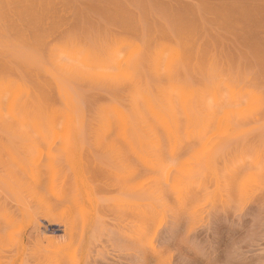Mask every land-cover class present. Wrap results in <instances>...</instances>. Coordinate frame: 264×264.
I'll return each instance as SVG.
<instances>
[{"label":"rangeland","instance_id":"rangeland-1","mask_svg":"<svg viewBox=\"0 0 264 264\" xmlns=\"http://www.w3.org/2000/svg\"><path fill=\"white\" fill-rule=\"evenodd\" d=\"M7 80L86 127L0 122V264H264V0H0Z\"/></svg>","mask_w":264,"mask_h":264},{"label":"bare ground","instance_id":"bare-ground-1","mask_svg":"<svg viewBox=\"0 0 264 264\" xmlns=\"http://www.w3.org/2000/svg\"><path fill=\"white\" fill-rule=\"evenodd\" d=\"M125 40V39H124ZM146 40V39H145ZM147 42V41H146ZM149 43V42H148ZM130 44V43H129ZM128 44V46L130 47V45ZM133 44V43H132ZM144 44V43H143ZM153 44V43H152ZM151 44V45H152ZM124 46H125V43L123 44ZM155 45V44H154ZM167 45V44H166ZM126 46H127V44H126ZM128 46H127V48H128ZM137 46V45H136ZM142 46V45H141ZM144 46H145V44H144ZM144 46H142V48L144 47ZM120 47V46H119ZM118 47V48H119ZM138 47L139 46H137L136 48L138 49ZM170 47V46H169ZM169 47H168V49H169ZM92 48V47H91ZM118 48H116V49H118ZM132 47H130V49H131ZM146 48V47H145ZM130 49L128 48L127 49V52H129L128 54H127V52H125L124 54L122 53V56L120 55V57H118V60L121 58V60H119V62H118V60H117V67H118V69H117V71H119V69L121 70L123 67V65H125V62H126V60L125 59H127L129 56H130V54H132L133 52H131L130 51ZM132 49H134V48H132ZM131 49V50H132ZM139 49H140V47H139ZM144 49V48H143ZM172 49V47H170V49H169V51H171V52H169V54L171 55V54H177V53H179L178 52V50L177 49H175V47H173V51L171 50ZM146 50V49H145ZM147 50H148V48H147ZM132 51H135V50H132ZM177 51V52H176ZM181 51V50H180ZM119 52V51H118ZM131 52V53H130ZM136 52V51H135ZM161 52V51H160ZM174 52V53H173ZM115 53H117V52H115ZM121 53V52H120ZM119 53V54H120ZM183 53V52H182ZM112 54H114V53H112ZM140 54V53H139ZM118 55V54H117ZM123 55H124V57H123ZM136 55H137V52H136ZM177 55H179V54H177ZM185 55V54H184ZM116 56V55H115ZM169 56V55H168ZM83 58V60H84V62L85 63H88V64H92V63H94L95 61H92V60H90L86 55H84V56H82ZM95 57V56H94ZM126 57V58H125ZM171 57H173V56H170V57H168V61H169V58H171ZM137 58H138V56H137ZM125 60V61H124ZM164 60V59H163ZM186 60V59H185ZM166 63V62H165ZM178 63H180V62H178ZM41 65H42V63H41ZM43 66H45V65H43ZM102 66V68H104V69H108V67L106 66V65H100V64H98V65H95V67H101ZM114 66V65H113ZM112 66V67H113ZM126 66V65H125ZM47 67V66H46ZM139 67V66H138ZM48 69V68H47ZM51 69V68H50ZM116 68H114V70H115ZM137 69H139V68H137ZM88 70V68H86V71ZM141 70H143V69H141ZM49 71V70H48ZM70 71H73V68H71L70 69ZM137 71V70H136ZM51 72H53V71H51ZM108 72V71H107ZM139 72V71H138ZM142 72V71H141ZM56 73V72H55ZM82 73V72H81ZM110 73V72H109ZM113 73V72H112ZM117 73V72H116ZM119 73V72H118ZM122 73H123V71H122ZM83 74V73H82ZM105 74V73H104ZM143 74V73H142ZM55 75V74H54ZM57 75V74H56ZM87 75V74H86ZM49 76H51V75H49ZM101 76V75H100ZM102 77V76H101ZM25 78V77H24ZM54 79H56V78H54ZM150 79V78H149ZM57 80V79H56ZM55 80V81H56ZM59 80V79H58ZM60 81V80H59ZM63 81V80H62ZM61 81V82H62ZM147 81V80H146ZM57 82V81H56ZM64 82V81H63ZM95 82V81H94ZM24 83V82H23ZM28 83V82H27ZM65 83H67V82H65ZM58 84H60V83H58ZM62 84V83H61ZM69 84V83H68ZM32 85V84H31ZM58 86V85H57ZM77 86V85H76ZM75 86V87H76ZM82 86V85H81ZM29 87V86H28ZM61 87H63L64 88V86H61ZM70 87V86H69ZM72 87V86H71ZM101 87V86H100ZM79 87H77V89H78ZM122 88V87H121ZM57 89V88H56ZM68 89V88H67ZM73 89V88H72ZM76 89V90H77ZM83 89V88H82ZM101 89V88H100ZM61 90V89H60ZM71 90V89H70ZM92 90H93V88H92ZM104 90V89H103ZM115 90V89H114ZM149 90V89H148ZM31 91V90H30ZM67 91V90H66ZM98 91V90H97ZM101 91V90H100ZM124 91V90H123ZM213 91H215V90H213ZM64 92V91H63ZM70 92V91H69ZM115 92V91H114ZM247 92V91H246ZM35 93V92H34ZM37 93V92H36ZM71 93V92H70ZM72 94V93H71ZM252 94V93H251ZM108 95V94H107ZM188 95V94H187ZM189 95H191V94H189ZM249 95V94H248ZM22 96H24V97H22ZM30 96V95H29ZM34 96V95H33ZM39 96V95H38ZM109 96V95H108ZM184 96H186L185 94H184ZM230 96V95H229ZM244 96V95H243ZM72 97V96H71ZM73 97H74V95H73ZM191 97H193V95H191ZM30 97H28V95H27V93L26 92H24V89L22 88V86H19V84L17 83V82H15L14 80H7L6 82H1L0 83V122L2 123V125H3V127H4V131H5V133L6 134H9V135H14V136H25L26 134L24 133V131H23V129H22V125H24L25 123H26V121H28V122H30L31 124H32V126H33V128H35V130L39 133V135H43V136H52L53 138H54V140L55 139H61V140H63V141H65V140H79V138H80V128L82 127V124L84 123V125H85V122H82V120H84L85 119V117H83L82 116V114H81V116H80V118H82V119H78L77 118V113H75V111H74V107L73 106H70L69 108H68V111L67 112H64L65 114H64V117H62L63 115H59L60 117H62V119L64 118V121H62L61 119H60V121L63 123V125H62V127L60 126L61 124H60V121H59V123H57L58 122V120H57V118L59 119V116L57 115V114H51V115H48V116H46V117H44V118H39L38 116H36L35 114H33V115H31V113H30V110L29 109H31L29 106H28V100L27 99H29ZM199 98V97H198ZM214 98V97H213ZM247 98V97H246ZM250 98V97H249ZM72 99V101H73V98H71ZM78 99V98H77ZM112 99V98H111ZM110 99V100H111ZM186 99V98H185ZM220 99L222 100V98L220 97ZM232 99V98H231ZM240 99V98H239ZM79 100V99H78ZM77 100V101H78ZM76 101V97H74V102ZM76 101V102H77ZM112 101V100H111ZM145 101V100H144ZM200 101V100H199ZM218 101V100H217ZM240 101H242L241 99H240ZM248 101V100H247ZM45 102V101H44ZM80 102V101H79ZM157 102V101H156ZM50 103V102H49ZM117 103V102H116ZM115 103V105H113V106H118V104H116ZM146 103H147V101H146ZM149 103V102H148ZM201 103V102H200ZM220 103H222V102H220ZM240 103V102H239ZM242 103V102H241ZM247 103V102H246ZM245 103V104H246ZM79 104L80 103H78V106H79ZM82 104V103H81ZM80 104V105H81ZM99 104V103H98ZM202 104V103H201ZM206 104V103H205ZM31 105H32V101H31ZM52 105V104H51ZM51 105H48V106H51ZM148 105V104H147ZM223 105V104H222ZM227 105V104H226ZM238 105V104H237ZM56 106H58V105H56ZM77 106V104H76V107H78ZM82 106H84L83 104H82ZM119 106H120V104H119ZM118 106V107H119ZM215 106H216V104H215ZM224 106V105H223ZM229 106V105H228ZM232 106V105H231ZM53 107V106H52ZM97 107V106H96ZM99 107H100V104H99ZM121 107V106H120ZM244 107V106H243ZM242 107V108H243ZM54 108V107H53ZM57 108V107H56ZM114 108L115 107H113V109H112V104H110V106H109V109H111V112L113 113V115H115V113L118 115H123L122 117V119H124V116L125 117H127V119H128V116L127 115H125V113L126 112H122V111H120V113H119V111H117V112H115L114 111ZM124 108V107H123ZM207 108V107H206ZM206 108H205V110H206ZM213 108V107H212ZM228 108V107H227ZM238 108V107H237ZM245 108V107H244ZM51 109V108H50ZM82 109H84V108H82ZM125 109V108H124ZM124 109H122L123 111H126V110H124ZM229 109V108H228ZM52 110V109H51ZM78 110V109H77ZM80 110V109H79ZM118 110V109H117ZM152 110H153V108H152ZM227 110V109H226ZM238 110V109H237ZM101 111V110H100ZM171 111V110H170ZM190 111H191V109H190ZM219 111V110H218ZM217 111V112H218ZM54 112V111H53ZM82 112V111H81ZM86 112V111H85ZM127 112H128V110H127ZM133 112V111H132ZM135 112H137V111H135ZM187 112V111H186ZM192 112V111H191ZM212 112H213V110L211 111V115H212ZM214 112H215V110H214ZM213 112V113H214ZM226 111H224V113H225ZM50 113H52V112H50ZM56 113V112H55ZM58 113V112H57ZM63 113V112H62ZM104 113V112H103ZM111 113V114H112ZM172 113V112H171ZM170 113V114H171ZM192 113H194V112H192ZM210 113V112H209ZM76 116H75V115ZM102 114V113H101ZM127 114V113H126ZM130 114H132V113H129V115ZM135 114V113H134ZM133 114V115H134ZM170 114H168V115H170ZM227 114V113H226ZM87 115V114H86ZM104 115V114H103ZM117 115L115 116L116 118H117ZM137 115H138V113H137ZM184 116L186 115V117L185 118H187L189 121H191L192 119H191V115L189 114V112L188 113H185V114H183ZM196 115V114H195ZM203 115V114H202ZM219 114L217 113L216 115H215V113H214V116H216V118L214 117V119H216V122L215 123H217V122H219L218 121V119H217V116H218ZM222 115V114H221ZM221 115H219L220 117H222ZM58 116V117H57ZM85 116V115H84ZM139 116V115H138ZM194 116V115H193ZM197 116V115H196ZM204 116V115H203ZM213 116V115H212ZM224 116V118H226L225 116L226 115H223ZM112 117V116H111ZM121 116H119V122L121 121L120 118ZM132 117H137V116H132ZM195 117V116H194ZM193 117V118H194ZM229 117V116H228ZM105 118V117H104ZM106 118H108V117H106ZM105 118V119H106ZM169 118V117H168ZM201 119V121H202V119L203 118H201V117H197V119L199 120V122H200V119ZM205 118V117H204ZM212 118V117H211ZM210 118V119H211ZM219 118V117H218ZM223 118V119H224ZM87 119V118H86ZM113 119V118H112ZM127 119H125V120H123L124 121V123H121L120 122V124H122L121 126H116V128L117 127H119V128H128L129 126H131V123H130V120H131V118H130V120L128 121ZM133 119V121L136 119V118H132ZM196 119V118H195ZM208 119V118H207ZM209 119V120H210ZM214 119L212 118V120H210V123L212 122V121H214ZM223 119L221 120V121H223ZM88 120V119H87ZM109 120H111V119H109ZM109 120H108V122H109ZM114 120V119H113ZM165 120V119H164ZM227 120V119H226ZM86 121V120H85ZM132 121V120H131ZM133 121H132V123H133ZM168 121V120H167ZM166 121V122H167ZM192 121H195V120H192ZM191 121V122H192ZM206 120H204V122L203 123H205L206 124V122H205ZM88 122V121H87ZM166 122H163L164 124L166 123ZM191 122H189V123H191ZM198 122V121H197ZM0 123V124H1ZM112 123H113V121H112ZM162 123V124H163ZM168 123V122H167ZM195 123H196V121H195ZM201 123V122H200ZM209 123V124H210ZM221 123H223V122H221ZM60 124V125H59ZM111 124V123H110ZM109 124V125H110ZM136 124H138V122L136 121ZM198 124V123H197ZM220 123H217V128H218V125H219ZM60 126V127H58V129H57V126ZM84 125H83V127H84ZM108 125V126H109ZM114 124H112V125H110L111 127H110V131L109 132H106V131H108V130H106L105 132L106 133H108V134H106L105 133V135H106V137L104 136V132L103 133H101L100 135H102V138H107V135H109V133H111V131L113 130L112 129V127H114L113 126ZM134 125H135V123H134ZM208 125V124H207ZM224 125H226V124H224ZM229 125V124H228ZM239 125H241V124H239ZM133 126V125H132ZM209 126V125H208ZM213 126V127H212ZM215 126L216 125H211V128H213V131L212 132H210L209 134L210 135H212V134H215V132H217L218 133V131H216V130H214V128H215ZM222 126H223V124H222ZM230 126H231V124H230ZM229 126V127H230ZM83 127H82V129H81V131L83 130ZM85 127H86V125H85ZM238 127V126H237ZM115 128V127H114ZM116 128L113 130V132H115V133H117V130H116ZM118 128V129H119ZM123 128V129H124ZM134 129H135V127H133ZM219 128H220V125H219ZM108 129H109V127H108ZM123 129H120V130H123ZM129 129V128H128ZM132 130V131H136V130ZM222 129V128H221ZM234 129V128H233ZM239 129V128H238ZM217 130H219V133L221 132V130L220 129H217ZM215 131V132H214ZM225 131V130H224ZM214 132V133H213ZM227 132V131H226ZM118 133H119V136H121L120 134V132L118 131ZM117 133V134H118ZM174 133V132H173ZM218 133V134H219ZM82 134V133H81ZM114 134V133H113ZM188 134V133H187ZM221 134H223L222 132H221ZM83 135V134H82ZM116 135V134H115ZM125 135V134H124ZM123 135V136H124ZM220 135V134H219ZM218 135V136H219ZM236 135V134H235ZM235 135H234V137H235ZM240 135V134H239ZM123 136H121L122 138H123ZM139 136V135H138ZM138 136H136V137H138ZM174 136V135H173ZM223 136V135H222ZM232 136V135H231ZM85 137V136H84ZM83 137V138H84ZM117 137H118V135H117ZM125 137H126V135H125ZM230 137V136H229ZM139 138V137H138ZM219 138V137H218ZM52 139V138H51ZM59 139V140H60ZM80 139H82V138H80ZM124 139V138H123ZM135 139V138H134ZM230 139H231V137H230ZM229 139V140H230ZM82 140H85V139H82ZM100 140V139H99ZM122 140V139H121ZM139 140V139H138ZM75 142V141H74ZM136 142V141H135ZM140 141H138V143H139ZM79 143V142H78ZM157 143H159V142H157ZM207 143V142H206ZM222 143V142H221ZM226 143V142H225ZM131 145V144H130ZM132 146V145H131ZM207 146H209V145H207ZM206 146V147H207ZM158 147V146H157ZM217 146H215V148H216ZM78 148V147H77ZM134 148V147H133ZM141 148V150H142V147H140ZM139 148V149H140ZM73 150V149H72ZM140 151V150H139ZM210 151V150H209ZM219 151H220V149H219ZM214 153V152H213ZM141 155V154H140ZM216 156V155H215ZM145 159V158H144ZM214 159V158H213ZM214 162V161H213ZM213 165V164H212ZM170 167V166H169ZM212 167V166H211ZM166 169V168H165ZM213 171V170H212ZM211 172V171H210ZM168 174V173H167ZM175 176V175H174ZM192 176V175H191ZM212 176V175H211ZM165 177V176H164ZM191 178V177H190ZM129 179V178H128ZM167 179V178H166ZM177 179V178H176ZM168 181V180H167ZM171 184V183H170ZM173 185V184H172ZM141 192V191H140ZM138 193V192H137ZM145 197H146V195H145ZM149 199V198H148Z\"/></svg>","mask_w":264,"mask_h":264},{"label":"snow or ice","instance_id":"snow-or-ice-1","mask_svg":"<svg viewBox=\"0 0 264 264\" xmlns=\"http://www.w3.org/2000/svg\"><path fill=\"white\" fill-rule=\"evenodd\" d=\"M261 237L264 240V216L261 218Z\"/></svg>","mask_w":264,"mask_h":264}]
</instances>
